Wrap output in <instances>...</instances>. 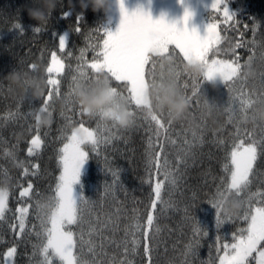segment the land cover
<instances>
[{
  "label": "trees",
  "instance_id": "trees-1",
  "mask_svg": "<svg viewBox=\"0 0 264 264\" xmlns=\"http://www.w3.org/2000/svg\"><path fill=\"white\" fill-rule=\"evenodd\" d=\"M71 2L74 11L66 19L62 18V14L70 11L68 0H58L48 22L40 32H35L33 29L37 27V22L29 19L26 9L43 11L42 0H0V189L9 193L5 216L0 219V264H3L5 251L12 246L16 248L13 264H41L43 261L39 246L46 243V237L43 235L41 219L52 211L60 174V150L71 135L68 126L75 129L81 126V122L90 130L98 131L102 141H107L101 142L95 152L91 151V145L87 146L90 155L78 188L79 197L87 201V204L81 203L80 207L84 215L93 221L94 228L97 216L100 221H105L112 215L115 221V231L112 225L105 230L106 246L102 256L105 264L112 261L116 264H149V258L144 253L145 230L151 237L152 264H220L224 254L223 245H231L233 237L239 236L241 230L248 226V221L243 218L245 212L264 207V152L258 155L253 164L247 190L240 196L235 194L241 205L235 216L219 226L216 224L217 212L220 213L218 205L228 199L229 193L216 198V207L209 202L217 187L230 178L234 144L241 141L245 145L249 143L245 133L252 130L253 126L241 125L238 133L235 125L229 122L225 106L230 93L222 82L215 89L206 83L202 84L197 95V108L193 109L192 105L190 112L195 128L172 125L169 132L160 137L149 132L141 118L136 120L131 130L121 133L98 120L81 116L72 93L71 96L69 93L75 86L73 77L78 76L77 69L83 63L78 59L81 50H84V60L88 63L93 62L100 51L97 45L102 44L103 31L96 30L101 27L102 15L86 10L79 25L81 31L77 33L74 30L75 18L80 9L78 0ZM226 2L228 12L234 15L236 23L235 27H230L233 21H229L228 25L218 23V32L228 38L222 39L218 48H228L231 41L234 54L221 51L214 58L238 60L244 66L251 57V64L257 71L256 78H234L235 86L242 87L252 98L250 115L246 117L249 118L252 106L264 103V98L259 97L264 81V75H261L264 73V0ZM84 3L87 5V0ZM16 24L21 28L14 27ZM104 26L110 28L111 24ZM253 27L256 28L255 33ZM64 31L68 32V41L66 48L60 51L58 36ZM237 44L243 46L235 47ZM169 48L174 49V46ZM175 51L182 62L178 50ZM52 52L60 57L65 67L58 76L59 92L54 94L53 100L44 110L52 115V122L48 126L37 127L33 116L37 109L43 107V98L50 90L46 81L49 78L47 67ZM212 56L213 53H210ZM33 64L37 66L36 70H33ZM150 67L146 66V70ZM84 70L89 76L97 74L87 64H84ZM9 73L16 74L13 78L20 79L25 90L35 82L36 75L42 76L46 85L45 95L37 101H32L26 92L18 95L9 79H6ZM81 82L78 87L90 90L92 83ZM110 82L121 94L128 95L125 83L111 78ZM184 82L191 85V79L187 76L180 80L181 85ZM188 93L191 94L190 87ZM121 94H115L118 104L129 105L135 111V105H130ZM59 102L63 103L62 108ZM136 113L144 115L139 110ZM199 113L206 120L203 128H198ZM209 114L213 120L218 119L216 124L211 123ZM212 128L216 129L214 133ZM36 135L41 139V148L29 155L27 150L30 140ZM255 139H262L258 126L255 128ZM182 149L189 150L187 156ZM152 151L160 153V171L156 164L151 169L148 166V155ZM181 157H184L185 162L178 165ZM165 158L166 169L163 167ZM165 171L170 174L168 178L164 175ZM112 172L117 174L115 183ZM173 176L176 177L174 184L170 182ZM157 182L162 185L161 201L157 202L153 226L148 228L146 217L152 210L151 201L155 199L153 189ZM29 184L32 186L29 194L21 197L20 191ZM22 205L28 208L25 231L17 235L18 228L13 229L9 225H16L17 209ZM194 227L201 231L194 232ZM66 229L74 233L77 244L74 251L77 256L91 264L95 257L89 252V241L94 238V246L98 248L99 237L95 233L93 237L87 234V222L83 237L77 225H70ZM81 239L84 241L82 246ZM256 256L253 253L248 264H256ZM52 259L53 264H61L58 258Z\"/></svg>",
  "mask_w": 264,
  "mask_h": 264
},
{
  "label": "snow or ice",
  "instance_id": "snow-or-ice-1",
  "mask_svg": "<svg viewBox=\"0 0 264 264\" xmlns=\"http://www.w3.org/2000/svg\"><path fill=\"white\" fill-rule=\"evenodd\" d=\"M119 6L120 20L119 25L113 32L110 28L101 25L96 31H103L102 44L97 45L100 51L97 56L93 58V62L88 63L84 60V50H81L80 59L83 63L78 67V76L73 77L75 86L80 85L81 81H87L86 84H91L93 76H89L84 70V64L92 70L93 73H104L106 78L110 80L114 79L117 82H123L127 86L128 95H123L118 91V88L113 86L114 94H121L130 105L139 106L142 103L144 93L146 92L148 85V75L154 70V62L151 60V54L156 53L158 55H168L175 59V79L178 87L180 88L185 98L188 99L193 109L197 108V95L201 89L203 80H193L190 76L181 71L183 62H197L201 64L204 69V78L207 80H219L223 83L224 87L228 89L230 93L229 101L225 106V110L228 112L229 122L233 123L239 133L241 124L239 123L241 117H248L250 115V105L252 104V98L249 93L245 92L243 88H237L235 86V79L238 77V73L241 69V65L238 60L229 59H216L215 54L223 51L224 54L233 52L234 48L229 41V47L226 49H219L218 45L221 44L222 39H228L222 37L218 32V23H224L228 25L229 21H233L235 27L234 15L229 14L225 0H213L211 4V10L220 16L217 20L216 17H210L209 23L206 25L204 35L201 36L197 33L196 29L191 31L187 28V23L191 18V14L185 11L181 23L182 27H177L176 23H166L161 17L158 20L153 21L150 15L139 8L132 13H129L123 6L122 0H117ZM69 13L62 14V18L66 19ZM82 16L76 14L74 30L79 33L81 31L80 22ZM14 27L20 29L21 26L16 24ZM247 27V26H245ZM35 32H40L41 27L33 29ZM227 31V28L225 29ZM238 30V29H237ZM252 31L255 33L256 28L253 27ZM66 36H59V49L63 51L66 47ZM174 45V49H170L169 46ZM243 45L237 44L235 47H241ZM182 57V62L178 60L177 53ZM210 53L213 56L210 57ZM102 57V59H101ZM251 64V57L249 63ZM247 64V65H248ZM151 65L146 70V66ZM65 65L61 59H59L55 52L51 53V66L47 67V73L52 74L55 72L57 75L61 73ZM33 70H36L37 66L32 65ZM264 75V73H261ZM183 76L191 79V85L187 82L180 84V80ZM47 85L53 86L47 92V95L43 98V109L46 110L48 105L53 100L54 94H58V85L60 81L58 79L48 78ZM189 87L191 88V94L188 93ZM239 92V95L236 93ZM71 96V92L69 93ZM260 98H264V81H262ZM238 101V103H237ZM74 103V102H73ZM51 114V113H50ZM81 116H84L80 113ZM135 123L138 118H141L148 126V131L155 134L156 137H160L164 133L169 132L170 125L161 115H142L134 111ZM199 127L203 128L206 124V120L203 119V114L199 113L198 116ZM154 126V127H153ZM100 125L98 124V129ZM257 127V126H256ZM245 133L246 138L250 141L245 145L243 141L239 144H234L231 151V165L230 178L226 182H222V185L217 187L216 192L213 194L209 201L213 207H216V198L218 196L225 195L231 191H235L237 196L242 195L248 188L250 183V173L253 169V164L257 160L258 155L264 152V126H258L260 129L261 140L255 139V128ZM196 133L193 131V136ZM102 141V138L98 131L90 130L89 127L81 126L75 128V130L68 137V142L64 144L60 150V164L62 165V172L58 178L56 184L55 200L52 203L51 213L41 219V227L43 228V235L46 237V243H42L39 246V254L43 256L41 264H53V257L58 258L61 264H87L86 261L81 260L74 249L77 248V244L74 241V233L72 230L66 229V225H77L81 229V236L85 234L84 226L87 222L89 231L87 234L93 237L95 233L99 237L100 244L98 248L95 245V239H90L88 249L95 259L91 261V264H105L102 256L105 252L106 237L105 230L110 225L115 231V221L112 215L108 216L105 221H100L97 216L96 227H93V221L84 215L81 209V203L87 204V201L81 196L79 198L74 197L73 185L78 182L81 167L89 158L90 152L86 149L85 145H91V151L95 152L97 147ZM187 143V141H185ZM32 147L29 148V155L33 154L34 149L40 147V138L36 136L31 140ZM152 147L151 137L149 138V148ZM161 151H163V145H161ZM185 156L188 155V149H182ZM98 154V153H97ZM160 153L152 151L148 155V166L151 169L153 164L157 165L158 171L161 170L159 164ZM184 157H181L177 162L184 163ZM167 167V159L165 158L164 166ZM27 171V170H25ZM114 177L113 183H115L116 173L112 172ZM166 178L169 177L167 171L164 172ZM171 183L176 182V177H171ZM31 184L28 188L31 189ZM161 183L157 182L153 191L155 193V199L151 201V211L147 213L146 222L147 227L151 228L155 219V210L157 202L161 201ZM20 195L23 197L27 195V190L21 191ZM9 193L6 190L0 191V219H3L8 205ZM251 199V198H249ZM19 216L16 219L19 221V233L20 235L25 231V215L28 212L27 208L17 209ZM248 221L246 229H242L239 236H234V242L224 244V256L220 258V264H248L249 258L253 253H256V264H264V250L262 248V242H264V207H256L254 211H246L243 217ZM231 217L223 218L217 212L216 224L225 223L226 220H230ZM50 224V227L48 225ZM15 229V224L9 225ZM139 227V225H138ZM194 232L199 233L200 228L194 227ZM145 244L144 253L149 258V264L151 262V237H149L147 230L143 233ZM81 246L84 244L83 239L80 241ZM82 250V248H81ZM127 251V247H125ZM16 252V248L9 249L7 256L12 257ZM110 264H116L115 261Z\"/></svg>",
  "mask_w": 264,
  "mask_h": 264
},
{
  "label": "clouds",
  "instance_id": "clouds-1",
  "mask_svg": "<svg viewBox=\"0 0 264 264\" xmlns=\"http://www.w3.org/2000/svg\"><path fill=\"white\" fill-rule=\"evenodd\" d=\"M43 11H35L32 8L26 9L29 19L37 22V27L45 25L51 13L55 11L58 0H42ZM80 9L79 15L83 16L86 10H91L94 14L102 15L101 25H109L112 22V13L115 8H119L117 0H78ZM68 9L74 11L71 0H68ZM151 60L154 62V70L148 75V89L144 93L142 103L135 106L136 111H142L144 115H163L166 122L172 125H183L189 129L195 128L190 112L192 103L185 98L175 79V59L168 55L151 54ZM181 71L191 79L199 81L203 80L211 88L215 89L219 80H207L204 78V67L197 62L186 61L182 65ZM15 73H9L6 79L14 86V90L18 95L26 94L32 101L40 100L45 95V82L42 76L36 75L35 82L27 90L23 89L21 81L15 77ZM257 76L256 68L252 64L241 67L238 77L241 79L254 80ZM86 84V83H85ZM72 97L75 100L80 113L89 119L100 121L106 126L115 128L118 132H127L135 125L134 110L129 105H120L117 97L113 92V85L104 73H97L92 80L90 90L85 87L74 86L71 90ZM60 107H63V103ZM251 116L239 121L243 126H264V103L253 105ZM220 113L217 114L219 117ZM37 127H45L52 122V115L47 111L37 109L33 116ZM209 120L212 124H216L217 120H213L209 114ZM72 133L75 129L69 125ZM213 133L216 131L212 128ZM220 215L223 218L233 217L240 210V202L235 198V191L229 192V197L221 205H218Z\"/></svg>",
  "mask_w": 264,
  "mask_h": 264
},
{
  "label": "rangeland",
  "instance_id": "rangeland-1",
  "mask_svg": "<svg viewBox=\"0 0 264 264\" xmlns=\"http://www.w3.org/2000/svg\"><path fill=\"white\" fill-rule=\"evenodd\" d=\"M212 2H213V0H122L124 8L129 13H132L133 11H136L139 8L140 10L148 13L153 21L158 20L161 17H163V19L166 23H169V24L176 23L177 27L184 26L181 23V21L183 19L185 11H187L191 14V18L187 23L188 30L191 31L192 29H196L197 33L201 36L204 35L205 28H206V25L209 23L210 17H216L217 20L220 19V16L211 10L210 6H211ZM225 3L227 6V9H228V4H227L226 0H225ZM68 13L70 15L71 11H68ZM119 20H120V14H119V8L117 7L114 9V11L112 13V23H111V27H110L111 31L114 32L116 30V28L119 25ZM61 35L66 36V39L68 41V32L67 31L62 32L59 36H61ZM66 46H67V44H66ZM170 46H174V45H170ZM58 48H59V37H58ZM57 57L60 59V57L58 55H57ZM49 66H51V58L49 61ZM61 73H59V75ZM59 75H57L55 72H53L52 74H49V78L58 79ZM52 87L53 86H50V89H52ZM41 110H44L43 107L41 108ZM36 136H38V135H36ZM36 136L32 137L31 140L33 138H35ZM31 140L29 143L28 150H29V148L32 147ZM63 146L61 147V149L63 148ZM87 146L88 145L83 146V147H85V149H84L85 151L87 149ZM40 148H41V139H40V147L38 149H34L33 154L37 153L40 150ZM28 150H27V152L29 154ZM59 162H60V159H59ZM86 168H87V161L81 167L78 182L73 185V194H74V197H76V198L79 197L78 188H79V184H80V179L83 176V174L85 173ZM61 172H62V165L60 164V174H61ZM60 174H59V176H60ZM3 190L4 189H0V191H3ZM25 190H27V195H28L30 192V189L28 188V186L24 187L21 191H25ZM21 191H20V193H21ZM27 195H25L23 197H26ZM21 207L27 208L25 205H22L19 208H21ZM26 215H25V217H26ZM17 216H19L18 211H17L16 217ZM18 225H19V221L16 219V226L18 228V233H19ZM68 226H70V225H66L65 227L67 228ZM12 247H9L5 251L3 264H13L14 263L15 254L12 257L7 256L9 249ZM261 250H264V246L261 248ZM224 254H223V256H224Z\"/></svg>",
  "mask_w": 264,
  "mask_h": 264
},
{
  "label": "bare ground",
  "instance_id": "bare-ground-1",
  "mask_svg": "<svg viewBox=\"0 0 264 264\" xmlns=\"http://www.w3.org/2000/svg\"><path fill=\"white\" fill-rule=\"evenodd\" d=\"M59 37V36H58Z\"/></svg>",
  "mask_w": 264,
  "mask_h": 264
}]
</instances>
